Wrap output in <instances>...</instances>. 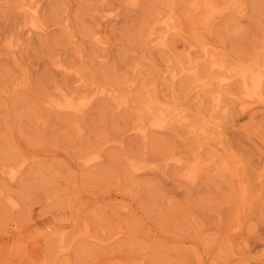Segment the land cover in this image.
Returning a JSON list of instances; mask_svg holds the SVG:
<instances>
[{
  "label": "rangeland",
  "instance_id": "obj_1",
  "mask_svg": "<svg viewBox=\"0 0 264 264\" xmlns=\"http://www.w3.org/2000/svg\"><path fill=\"white\" fill-rule=\"evenodd\" d=\"M134 1L0 0V264H264V101L242 108L235 76L264 63V0H211L209 27L186 0ZM92 89L81 112L52 103ZM150 101L186 121L147 126Z\"/></svg>",
  "mask_w": 264,
  "mask_h": 264
},
{
  "label": "bare ground",
  "instance_id": "obj_2",
  "mask_svg": "<svg viewBox=\"0 0 264 264\" xmlns=\"http://www.w3.org/2000/svg\"><path fill=\"white\" fill-rule=\"evenodd\" d=\"M37 1V0H36ZM104 1V0H103ZM134 1V0H132ZM187 4L189 5V7L191 8V10L189 12H186L184 15V20L185 22H187V26L186 27H194V26H198V24H202V26L205 27V25L208 24V27L211 23H208L210 19L214 18V16H217L216 14L218 13V9L219 6L216 7V5L213 3V1L211 2V0H186ZM31 2V1H30ZM35 2V1H34ZM34 2H31L32 5H34ZM135 2V1H134ZM227 4V3H226ZM32 5H25V4H21L19 6L20 14L22 13V21L24 23V26L27 28V34H30L29 36H31V33L34 32L35 30H40V24L36 18V14L38 9L36 10L35 8H33L34 6ZM169 5V4H168ZM25 7V8H23ZM168 7V6H167ZM233 7V3L232 4H228V6L226 5V7H224L223 9H227V8H232ZM37 8V7H36ZM170 8V7H169ZM174 8V7H173ZM221 9V8H220ZM175 10V9H174ZM169 11H173L172 8L169 9ZM219 14V13H218ZM169 15V14H168ZM174 15V14H173ZM178 15V14H177ZM172 16V15H171ZM170 15L167 16L162 22L161 25H163L164 29L163 32L165 31V33H167L168 31H170L171 29V21H172V17ZM39 17V16H38ZM216 18V17H215ZM162 19V18H161ZM155 22V21H154ZM171 22V23H170ZM23 26V25H22ZM154 26H157V24ZM159 26V25H158ZM159 28V27H158ZM161 28V27H160ZM199 28V27H198ZM201 28V27H200ZM193 29V28H192ZM197 29V28H195ZM202 29V28H201ZM206 29V28H205ZM194 30V29H193ZM199 30V29H197ZM163 32L162 33H157L156 35H158V38L160 40H158L159 42L156 43H163L164 44V38H163ZM37 33V32H36ZM41 33V31H40ZM94 33V32H93ZM156 33V32H155ZM185 33V32H184ZM186 34V33H185ZM155 35V36H156ZM192 35V34H191ZM28 36V37H29ZM165 36V35H164ZM189 36V35H188ZM101 39V38H100ZM20 41V40H19ZM98 44H102L101 41L98 39H96ZM12 42V41H11ZM17 42V41H16ZM16 46V44H15ZM262 50L264 52V42L262 45ZM14 47V44H9L7 46L8 51L10 50V53H15L13 52L12 48ZM18 47V46H17ZM16 47V48H17ZM15 51V50H14ZM201 52V51H200ZM205 52V50H204ZM190 54V53H188ZM11 55V54H10ZM202 57V56H201ZM204 57H208L206 54H204ZM214 58V57H213ZM212 58V62L209 65V68L211 69V71H215L218 72L217 75L214 76V79L220 84V87L226 83L229 78H227L224 75L219 74L220 72H224L225 70V66L224 64H222V61H214V59ZM195 59V58H194ZM211 61V59H210ZM257 63V62H256ZM193 64L191 63L189 65H187L186 67H182V70L180 71V73L184 72H189L191 70H193ZM258 65H254L251 67H247L245 69H238L236 71V75L237 77H239L242 80L243 83V97L242 99H240V106L242 108H248L253 104L256 103H261L264 101V63L262 65H259V63H257ZM261 64V63H260ZM227 68V67H226ZM228 70V69H226ZM74 72V71H73ZM226 73V72H224ZM229 73V72H228ZM233 73V72H232ZM171 80H168L169 82H171V85H173L174 81H175V77L178 74H173L171 73ZM195 74V73H193ZM227 75V74H226ZM162 76V75H161ZM213 76V75H211ZM163 77V76H162ZM166 77V76H165ZM167 78V77H166ZM170 78V77H169ZM208 78V77H207ZM165 79V78H164ZM194 79V78H193ZM81 80V79H80ZM82 81V80H81ZM195 82H199L198 79H194ZM83 82V81H82ZM204 83V82H203ZM228 83V82H227ZM197 84V83H196ZM210 84V83H209ZM227 85V84H226ZM98 87V86H97ZM90 88V87H89ZM220 91V90H219ZM218 92V91H217ZM220 92H224V91H220ZM106 93H104L103 89L102 90H97V89H92L90 91H82L79 94H74L71 96H67V95H62V97L60 99L57 100H53L52 103L54 104L55 107L60 108V109H64V110H70V111H74V112H81L82 110H86L87 106L92 102V100L94 101V97H96L97 95H103ZM217 96L216 98H214L215 104H216V108L219 107L218 104H220V94L216 93ZM224 95V94H223ZM148 96V95H147ZM225 98V97H224ZM213 99V98H212ZM127 99L123 98V100L121 101L123 104L126 102ZM120 101V100H119ZM155 101V100H154ZM148 102V101H147ZM152 103V104H151ZM172 103V102H171ZM264 103V102H263ZM145 107V106H143ZM181 108V107H180ZM179 106L176 107V105L174 106H167L164 105L162 103L159 102H149L147 104V106L144 108V110L147 112V114H149V122L148 125L151 128H155V129H163L166 128L167 125L170 122H185L186 121V117L183 114V109H180ZM69 111V112H70ZM73 112V113H74ZM85 112V111H84ZM144 112V111H143ZM77 114V113H76ZM148 117V116H147ZM203 118V117H202ZM206 118V117H205ZM210 121V120H209ZM204 123V122H203ZM207 124V123H205ZM139 125V124H138ZM204 125V124H203ZM205 126V125H204ZM194 129V128H193ZM192 129V130H193ZM135 130V129H134ZM139 130L142 134H146V129L145 127H141ZM195 131V129H194ZM197 131V130H196ZM193 132V131H192ZM207 127H203L200 128V133L201 134H207ZM141 135V134H140ZM99 157L96 156H91L89 158H87L85 160V164L87 165L86 168H88L91 164L92 166V162L96 161ZM219 161L217 163H220V168L218 170H223L226 168V163L225 161H222L221 159H218ZM204 161V160H203ZM214 161V160H213ZM205 163V162H204ZM201 164L203 163H197L196 165H193L188 169V172L186 174L187 179L190 181H193L195 179V177L197 176V173L199 171H201ZM89 165V166H88ZM132 165V164H131ZM135 166V165H134ZM204 166V165H203ZM216 166V165H215ZM218 166V165H217ZM216 166V167H217ZM139 167V166H138ZM13 168V167H12ZM140 168V167H139ZM144 168V167H143ZM9 170V169H8ZM135 170V169H134ZM139 170V169H138ZM136 172V170H135ZM224 172V171H223ZM223 172H218L219 176H222L224 173ZM8 178L13 179L16 178L15 176V170L10 169L7 173ZM78 219V218H77ZM76 220V219H75ZM84 234H87V231L83 232ZM106 264H126L125 261L120 258V257H115V258H111L107 260Z\"/></svg>",
  "mask_w": 264,
  "mask_h": 264
}]
</instances>
